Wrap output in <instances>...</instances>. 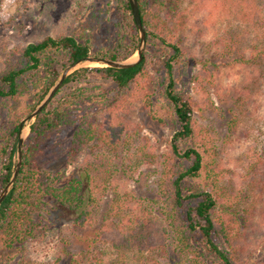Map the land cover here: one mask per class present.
<instances>
[{"label": "trees", "instance_id": "trees-1", "mask_svg": "<svg viewBox=\"0 0 264 264\" xmlns=\"http://www.w3.org/2000/svg\"><path fill=\"white\" fill-rule=\"evenodd\" d=\"M137 2L146 31V48L140 62L128 68L87 66L74 70L29 125L21 167L13 188L0 205V264L29 263V242L42 239L45 234L35 217L48 198L69 210L82 209L76 222H85L96 196L104 193L111 182L112 158L108 152L120 143H129L132 129L125 114L140 105L152 112L157 93L164 97L162 107L166 115L158 119L169 126L172 135L160 155L158 199L152 200L156 208L111 230L114 233L109 237L110 244L122 255L132 254L131 259L124 256L118 264H162L149 252L167 248L176 254L178 264H248L243 258L248 248L242 241L250 234L247 224L254 221L253 216L245 208V216L240 217L236 196L226 198L223 191H218L221 174L216 168L214 131L194 117L196 109L212 103L207 102L209 87L215 84L218 62L215 57L200 60L191 78L194 93L206 102L200 103L188 91L176 90L173 64L186 53L179 37L180 0ZM119 3L121 12L116 14L111 27L110 14L106 13L104 22L108 27L103 39L79 29L71 34L45 36L9 52L6 66L0 71V112L10 111L8 120L0 127V191L14 167L19 123L44 97L60 69L87 55L125 60L137 50L138 30L128 0ZM260 19L258 25L262 26L264 21ZM228 56V63H256L264 57V47L250 46L245 53L227 43L221 57L226 60ZM155 60L163 63L164 78L154 69ZM94 75L112 88L96 92L98 86H87ZM25 100L28 103L19 114L15 108ZM225 123L231 132L238 118L233 114ZM68 128L72 130L68 162L73 163L85 148L91 151L95 146L100 150L82 160L85 189L80 178L69 176L64 170L51 171L42 160L48 141ZM152 149L147 154H152ZM139 152L143 153L142 146ZM260 155L264 156V151ZM182 160L190 164L181 168L178 162ZM253 165L257 166V162ZM197 178L205 180V185L186 193L183 183ZM127 203L128 200L119 198L108 214L119 215ZM257 217L256 226L264 232V206ZM105 232L106 228L101 234ZM86 261L88 251H82L71 256L68 264H87Z\"/></svg>", "mask_w": 264, "mask_h": 264}, {"label": "rangeland", "instance_id": "rangeland-1", "mask_svg": "<svg viewBox=\"0 0 264 264\" xmlns=\"http://www.w3.org/2000/svg\"><path fill=\"white\" fill-rule=\"evenodd\" d=\"M119 6V0H0V71L5 68L12 48L38 42L45 36L56 37L84 29L88 36L94 34L103 39L108 27L104 22L106 13L110 14L111 27L116 14L121 12ZM180 11L179 37L186 53L173 64L175 89L188 91L200 103L206 102L194 93L191 78L200 60L215 57L219 68L215 72V84L209 87L207 101L212 103L196 109L194 117L214 131L218 150L216 168L219 176L221 174L218 191H223L226 198L236 196L240 217L245 216L242 211L245 208L253 216L254 221L247 224L250 234L242 241L248 248L244 261L264 264V232L255 222L264 206V156L260 155L264 151V57L256 63H228L229 56L226 60L221 57L227 43L235 44L245 53L250 46L264 47V23L258 25L260 18L264 21V2L180 0ZM135 58L136 51L127 60ZM87 66L100 65L90 63ZM154 69L160 77H165L161 61L155 60ZM86 84L98 86L96 92L112 88L98 75L89 78ZM27 103V100L20 102L15 108L19 114ZM163 103L164 97L157 93L152 112L140 105L125 114L132 129L129 143H120L110 152L106 150L112 158L111 182L104 193L96 196L82 225L76 222L82 209L69 210L51 198L46 199L44 209L35 217L45 234L42 239L29 242L27 264H68L71 256L82 251H88L87 264H118L126 256L132 258L130 253L118 252L110 244L109 237L114 227H122L129 218L156 208L152 200L158 199L156 179L161 169L160 155L172 135L169 126L158 119L166 116ZM233 114L238 123L229 132L225 122ZM9 115L8 110L0 112V127ZM30 124L25 129V140ZM71 132L68 128L55 133L44 148L42 160L51 171L64 170L69 176L80 178L85 189L80 170L82 160L100 150L95 146L91 151L85 148L73 163L68 162ZM141 146L143 153L139 152ZM150 147L153 152L147 154ZM254 161L257 166L253 165ZM178 164L186 168L190 163L182 160ZM183 185L189 193L201 189L205 180H186ZM119 198L128 203L119 215L110 216L108 211ZM105 228L103 235L101 232ZM150 254L162 264H178L171 248L156 249Z\"/></svg>", "mask_w": 264, "mask_h": 264}, {"label": "water", "instance_id": "water-1", "mask_svg": "<svg viewBox=\"0 0 264 264\" xmlns=\"http://www.w3.org/2000/svg\"><path fill=\"white\" fill-rule=\"evenodd\" d=\"M132 18L134 24L139 33V44L136 50V58L134 60H113V59H106L101 57H96L92 55H87L83 58H79L75 62L71 63L70 65L66 66L62 72L58 75L54 83L48 89L47 93L44 97L36 104L33 110L28 113L19 123L18 134H17V143L15 149V160H14V167L11 171V176L8 182L5 184L3 189L0 192V205L3 202L4 198L8 194V192L13 188L14 182L16 180L17 174L22 164V151H23V144L25 141V129L28 124H30L37 114L47 105L50 99L55 94L56 90L60 87L61 83L65 79L67 75H69L72 71L80 67H87L90 63H96L100 66H109L113 68H128L140 62L142 59V53L145 49V41H146V31L142 25L138 2L137 0H128ZM90 67V66H89ZM28 127V126H27Z\"/></svg>", "mask_w": 264, "mask_h": 264}]
</instances>
